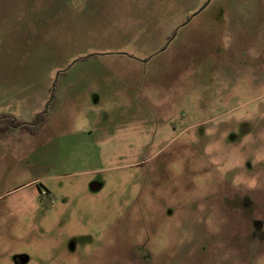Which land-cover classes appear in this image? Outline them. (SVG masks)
I'll list each match as a JSON object with an SVG mask.
<instances>
[{
	"label": "rangeland",
	"instance_id": "rangeland-1",
	"mask_svg": "<svg viewBox=\"0 0 264 264\" xmlns=\"http://www.w3.org/2000/svg\"><path fill=\"white\" fill-rule=\"evenodd\" d=\"M207 2L0 0V264H264V0Z\"/></svg>",
	"mask_w": 264,
	"mask_h": 264
},
{
	"label": "trees",
	"instance_id": "trees-1",
	"mask_svg": "<svg viewBox=\"0 0 264 264\" xmlns=\"http://www.w3.org/2000/svg\"><path fill=\"white\" fill-rule=\"evenodd\" d=\"M45 114V111L37 114L36 118L30 123L20 122L15 117L0 114V134L17 129L24 133L35 135L44 126Z\"/></svg>",
	"mask_w": 264,
	"mask_h": 264
},
{
	"label": "flooded vegetation",
	"instance_id": "flooded-vegetation-1",
	"mask_svg": "<svg viewBox=\"0 0 264 264\" xmlns=\"http://www.w3.org/2000/svg\"><path fill=\"white\" fill-rule=\"evenodd\" d=\"M27 260H28V258L24 254H18V255L14 256V262L16 264H26Z\"/></svg>",
	"mask_w": 264,
	"mask_h": 264
},
{
	"label": "water",
	"instance_id": "water-1",
	"mask_svg": "<svg viewBox=\"0 0 264 264\" xmlns=\"http://www.w3.org/2000/svg\"><path fill=\"white\" fill-rule=\"evenodd\" d=\"M209 1H210V0H208V2H207V3L201 8V10H203V9L205 8V6L209 3ZM201 10H200V11H201ZM192 17H193V16H192ZM192 17H191V18H192ZM191 18H189V19H191ZM188 21H189V20H188ZM95 189H96V188H95Z\"/></svg>",
	"mask_w": 264,
	"mask_h": 264
}]
</instances>
